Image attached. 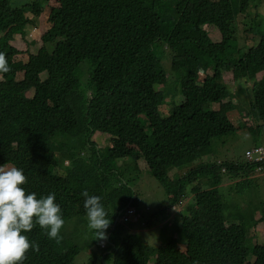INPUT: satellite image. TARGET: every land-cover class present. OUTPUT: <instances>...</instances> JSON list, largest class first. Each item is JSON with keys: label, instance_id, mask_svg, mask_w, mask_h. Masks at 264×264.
I'll list each match as a JSON object with an SVG mask.
<instances>
[{"label": "trees", "instance_id": "obj_1", "mask_svg": "<svg viewBox=\"0 0 264 264\" xmlns=\"http://www.w3.org/2000/svg\"><path fill=\"white\" fill-rule=\"evenodd\" d=\"M57 1L59 5L48 17L52 26L45 33L47 49L42 47L23 63L14 60L19 51L10 41L14 33H23L27 21L35 24L42 5L36 1L11 7L8 0H0V32L4 33L0 52L5 53L11 69L0 81V166L23 170L26 193L34 192L38 199L55 194L65 221L59 240L49 239L38 225L33 228L31 238L39 251L31 249L24 264H75L81 249L68 244L77 235L75 227L86 223L81 193L99 196L108 211L105 206L109 204H117L114 208L127 204L130 197L119 199L121 190L110 192L107 181L108 162L125 158L146 162L151 176L169 196V208L180 202L186 187L198 176H210L212 181L213 189H197L193 207H185V213L162 233L163 255H158L156 264H184L177 245L184 249L186 264H248L250 257V264H264V241L247 246L252 239L248 233L258 221H264V202L260 203L259 220L253 213L245 216L230 197L232 189L223 194L217 190L221 179L215 165L193 168L179 177L170 175L171 169L209 155L213 139L235 131L229 120L231 112L240 120L248 117L252 121L248 133L259 136L264 132V77L255 80L257 71L264 69V24L251 36L249 43L256 44L238 57L235 79L239 80L240 95L231 97L226 86L218 84L223 76L221 65L236 51L231 48L235 22L240 14L249 15L252 2L262 1L238 0L235 5L231 0H168L177 13L174 22L165 15V0ZM29 13L33 20L26 17ZM206 24L219 30V43L208 38L203 29ZM5 26L12 28L6 30ZM156 44L170 49L174 72L185 68L181 79L184 100L167 116L159 112L165 94L156 87L164 84L165 78L160 57L155 55ZM64 56L74 59L75 69L83 59L95 66L87 86H100L93 89L96 94L91 101L80 95L72 65L61 64ZM198 62L213 72L202 85L195 81ZM41 73L46 74L44 80ZM248 82L249 88L245 86ZM234 98L245 103L242 110L237 109ZM95 132L115 139L104 158L91 140ZM53 137L68 143L66 151L64 141L53 147ZM131 146L138 148V155L132 154ZM57 153L72 160L74 169H67L66 175L61 170L54 172L64 158ZM253 169V165L240 162L227 167L229 175L245 179L235 185L237 188L248 185ZM160 216L161 210L153 214L154 218ZM126 229L117 224L110 237L112 245L86 264H144L159 251Z\"/></svg>", "mask_w": 264, "mask_h": 264}, {"label": "clouds", "instance_id": "obj_2", "mask_svg": "<svg viewBox=\"0 0 264 264\" xmlns=\"http://www.w3.org/2000/svg\"><path fill=\"white\" fill-rule=\"evenodd\" d=\"M51 1L52 0H46V2L48 3V8L46 11H44L43 7H42L41 14L39 15V17H37L35 19V24H32L30 21H27L23 26V33L17 32V33L13 34L12 40L10 41L11 46H12L11 42L14 40V37H16V36H19V38L25 44V48L23 50H19V49L15 48L14 46H12L13 48H15L19 51V54L16 55V57H18L20 54L25 55L26 60L22 61L23 63L28 62L29 57L31 55L32 56L36 55L42 47H45L47 49L46 42H45V33L52 26L51 23L48 22L49 13H50V10L52 8L59 5L58 1L56 0L57 5L52 6L49 4ZM8 3H9V0H8ZM169 3H171V2H169ZM252 3H257V2H252ZM171 4H172V6H170L166 10H167V15L169 16V18H171L170 21L174 22L177 19V13H176V10H174V3H171ZM25 5H27V4H25ZM40 6H41V3H40ZM251 8L257 9V12L255 13V17H252L250 14ZM247 12L249 13L248 16H245V14H240L237 22H235V24H236L235 29L236 30H235L234 38L235 37L237 38L236 34H237L238 27L244 26V23L242 22V20H246L248 18H253V20L256 22V19L258 18V15H259L258 14V7H253L251 5ZM26 17L29 20L34 19L32 14H30V13L26 14ZM38 20H40V21L44 20L45 23H47V24L49 23L48 24L49 26L48 27H46V26L41 27L40 21H39V24H37ZM263 24H264V20H263ZM45 27H46V29L43 30ZM206 27L212 28L214 34H215L214 29H216L218 35L220 33L219 30L214 25H209V24H206L203 27L204 31L208 35V38L213 43H219L221 41V33H220V38L215 37V39H213V36L211 38L212 33L210 34V32L208 30H206ZM10 28H12V27L5 26L6 30H9ZM40 32H42V33L44 32V33L42 35H40ZM243 33L246 35V38L244 39V41H247V42H249L251 40V37L249 38L248 34L251 36L254 35L253 31L251 29H249L248 27H243ZM3 34H4L3 32H0V36H2ZM27 37H30L31 39L29 40ZM256 37H258V36H256ZM36 39L38 41H40L41 44L37 48L35 53L29 54V47H31L35 44ZM249 44H248V46H245V45L240 46L241 49L245 50L243 53H245L249 49L248 47L253 46L256 43L255 44L249 43ZM156 45H161L162 49H163V54L160 56H157V57H160V61H159L160 66H161V62L163 61L164 56L168 55V58L170 61V71L174 72L172 69L173 68V62H172V54H171L170 49L167 47V45H162V44H156ZM49 52H51V51H49ZM239 55H236L235 52L234 53L232 52L230 58H228L227 61L223 65H221L223 67V76H222L220 83L224 84L226 86V83L223 81L225 79H229L233 83L237 84L236 94L235 93L232 94L230 91V88L228 86H226L227 92H228V94L231 95V97H235V96L237 97L240 95L239 80L235 79L237 77V73H238L237 68H238V65L240 64L239 60H238ZM154 58H155V56H154ZM14 60H15V58H14ZM83 60H86V59H83ZM83 60H81L79 63H81ZM16 61H18V60H16ZM65 62H67L68 65H72L71 71L75 73L74 59H72L68 56H64L62 61H61V64H64ZM240 62L242 64L244 63V61L243 62L240 61ZM198 64L199 65L194 68L195 81H196L197 85H202L204 83V81L208 80L213 75V72H212V70L203 67V65H201V62H198ZM92 67H93V69H92L91 73L93 74L95 66H92ZM10 70L11 69L8 66V61L6 59L5 53L0 52V77H1L0 81L3 80L2 74L8 73ZM162 71L163 72H161V74H162V78H165V83L158 85L156 87V89L158 90L159 88H161L162 90H159V91H162L165 94V99L167 97L170 99L169 95L166 94V92H164V89L167 86V84H166L167 76H166V73L164 72L163 69H162ZM180 72H182V73L185 72V68ZM209 73H211L210 76H209ZM41 74L39 75V77L41 80H44L46 77V74H45L44 78L41 77ZM200 74H204L203 78H201V79L199 78ZM259 75H262V76L259 78ZM255 77H256L255 78L256 81H261L262 78L264 77V69H260L259 71H257V73L255 74ZM98 84L99 83H97V85H91L89 88L87 86L85 92L80 94L82 96L83 100L91 101L92 99H94L96 92L93 93V89L96 86L98 89V87L100 86ZM250 85L251 84L248 82L247 85H245V86L249 88ZM181 88H182V84H181ZM29 92H32V90H30ZM181 95H182V93H181ZM182 98L183 99L180 100L177 105H180L183 102V100H184L183 95H182ZM234 99L237 100V98H234ZM171 101H173V99ZM237 101H239V100H237ZM164 103H163V105H164ZM88 105L89 104L87 103L86 107ZM213 108L217 109V106H214ZM159 112H160V108H159ZM160 114H161V112H160ZM165 116H167V115H165ZM94 134L92 135L91 140L95 144H96L97 140H100L102 142V145L104 146V147H99L96 144L97 149H99L100 151L102 149L106 150V149L111 148L113 146L115 139L112 136L107 134L109 137L108 136L101 137V138L95 140L93 138ZM230 134H232V133H230ZM130 149H131V152L133 155L139 154V150L137 147L131 146ZM60 158H62V157H60ZM244 158H245V161L243 162V164H245L246 166L248 164L253 165L254 166L253 172L264 173V145L253 146L252 148L246 150L244 153ZM127 159H129V160H127ZM139 160L143 161L145 166L147 167V164L143 159L140 158ZM139 160L133 161L131 158H125L122 160V161H124L122 165L127 164V165H130L134 170H138V163L137 162ZM71 161H72L71 159L63 158L58 163V166L54 169V172L61 170L62 174H65V175L68 174L67 169H69V168L71 170L74 169V167L71 166ZM65 162H67V165H64ZM130 163H132V164H130ZM237 163H239V162H237V161H224V162L218 161V162L213 163V164H201L197 167L206 166V165H215L216 167H218L219 168V177L221 179V182H220V185H221V183H222L221 175L222 174L227 175L228 177L233 178V179L237 178V177H233V176L229 175L228 174L229 172L227 170V167H232ZM184 167H180V168H184ZM197 167H195V168H197ZM180 168H173V169H171V171H173L174 169H180ZM91 169H92V171L94 170V168H91ZM191 169H193V168H191ZM185 173H183L182 176ZM110 175H114V180L112 182L109 180V177L107 178V181L110 184V188H109L110 192H111V189H114V190L116 188L121 189L122 186H127L128 189L131 190V196L129 198L130 200L127 202V204L121 203L122 205L120 208H114V207H116L117 204L112 205L111 212L109 213L111 215L110 219L107 218L108 214H107L105 208L103 207V205L101 204V202H100L101 198L99 196H96V195L90 196L87 191H84L81 193V195L85 198L84 208L86 210L88 227L92 230H95L94 231L95 239L104 240L100 245L101 251L106 249L109 245H112V243L110 242V237H111L113 230L117 224H120V225L124 226L125 228H129L130 226L134 225L136 217H138V218L142 219L143 226L150 227L151 224H153V223H155L161 219L162 214H163L162 213L163 209L169 208V207H166L168 205V201L165 205H161L160 201L154 197V193L152 191H150V193L148 195H145L139 199L136 195H134V192L132 189V184L124 181L119 176V173L117 171L110 169L108 176H110ZM58 176H62V175L58 174ZM62 177L66 178V176H62ZM250 177H252V176H250ZM198 178H203V181H201V182H208L210 185H212V181L210 179V176L204 175V176H198ZM193 182L190 184V187H188L189 185L186 187L185 196L180 199V202L177 205H173L170 207L171 211L176 212V213H180L181 209H184L186 207L184 204L187 203V195L189 193L192 194L191 201L193 200V193L197 190L196 188L192 187L194 184ZM26 183H27V177L25 176L22 169H19L17 167L6 168L4 166H0V264H24L32 252L31 249L36 251V252L39 251V245L37 243L33 242L32 238H31V234L33 233L32 232L33 228L37 225L41 229L46 231V235L48 236L49 239H54V240L62 239V237L60 236V230L64 226L65 221L62 218L60 206L57 203H55V200H56L55 194H49L46 197H41L38 199L34 192L33 193H26L25 188L22 187ZM158 185H159V183H158ZM65 188H66V186H65ZM192 189L194 191H192ZM198 189H202V187H199ZM202 190H209V189H202ZM233 190H235V186L231 192H233ZM234 193L237 194L238 192L235 190ZM170 196H172V195H170ZM122 197L123 196L121 194H119V199H122ZM135 200H136V202L133 203ZM148 202H154L155 205L154 206L148 205ZM190 202H188L187 204H189ZM261 202H264V201L258 202L256 207L251 206V207H253V209L250 210L249 213L250 214L254 213L253 211L255 209L259 211ZM150 207H154V208H150ZM158 210H161V216L159 218H154L153 214L156 213ZM132 216H134V219L131 218ZM111 219H113L112 220L113 222H111ZM257 220H259V219H257ZM259 223H264V221H262V222L258 221L256 226ZM165 225H167V226L170 225V221H166ZM108 228H109V234L106 236V230ZM163 232H166V231L163 230L162 233ZM263 233H264V231H263ZM130 234H132V233H130ZM163 246H164V242L162 243L161 246L154 247V248L159 249V251L155 255H153L149 260H146L144 262V264H146L147 262H150L149 264H156L158 255L159 254H160V256L163 255V253H162L163 251L161 249ZM177 248L180 249L181 253H183L185 256L184 249L181 247H178V245H177ZM186 263H184V264H186Z\"/></svg>", "mask_w": 264, "mask_h": 264}, {"label": "rangeland", "instance_id": "obj_3", "mask_svg": "<svg viewBox=\"0 0 264 264\" xmlns=\"http://www.w3.org/2000/svg\"><path fill=\"white\" fill-rule=\"evenodd\" d=\"M36 1H39L43 7V10L46 11L48 8V3L46 0H9L11 7H21L25 4H32ZM238 0H231V2L237 3ZM260 3H252L251 5L253 7H258V18L256 19V22L253 20V18H248L246 20H242L244 23L243 27H248L253 31V33H256L259 30L263 29V20H264V0H261ZM166 3V9L172 6L171 3L168 2V0H165ZM50 5L55 6L57 5L56 0H52ZM257 4V5H256ZM234 5V6H235ZM165 9V15H167V10ZM257 12V9L251 8V16L255 17V13ZM46 17V16H45ZM173 18V17H172ZM45 19V18H44ZM39 21H37V24H39ZM49 24V23H48ZM47 23H45L44 20L40 21L41 27H48ZM46 27L43 29L45 30ZM243 27H238L237 30V38L235 37L233 42L231 43V48L235 49L236 55L242 54L245 50L241 49L240 46H248L249 42L244 41L246 38V35L243 33ZM30 29V28H29ZM206 30H208L211 34V38L213 36V39L215 37L220 38V33L218 35L216 29L215 34L213 33V29L206 27ZM44 33V32H43ZM40 32V35L43 34ZM248 37L250 38L251 35L248 34ZM29 40L30 37H27ZM255 41L258 40V37L254 39ZM12 46L19 50H23L25 48V44L23 41L19 38V36L14 37V40L11 42ZM40 41L36 39L35 44L31 47H29V54L35 53L37 48L40 46ZM155 54L156 56H160L163 54L162 46L159 45L155 48ZM15 60H21L25 61L26 57L24 54H20L18 57H15ZM161 68L164 70L167 76L166 84L167 86L164 89V92L169 95L170 99L167 97L165 99L164 105L160 107V112L162 116L168 115L172 112L175 105L179 103L180 100H182L181 95V79H182V72L176 73L170 71V61L168 58V55H165L163 58V61L161 62ZM92 63L90 60L86 59L83 60L81 63H79L75 69V75L78 77L79 81V92L84 93L87 88V83L90 79V75L92 72ZM211 73H209V76ZM204 74H200L199 78H203ZM262 75H259V78ZM41 77H45V73L41 74ZM1 78V77H0ZM18 78H21V74L18 75ZM223 82L226 83V86L230 88L231 93L236 94L237 90V84L233 83L229 79H225ZM218 84L220 82L218 81ZM158 90H162L159 88ZM32 92H28V97H31ZM30 99V98H29ZM173 99V101H171ZM233 102L237 104V109H243L245 107V103H242L241 101H237L236 99H233ZM229 120L235 127V131L227 136H223L220 138L213 139L211 146H210V154L194 161L193 163L186 165L184 168L180 169H174L170 172L171 176L179 177L183 173L187 172L191 168H195L201 164H213L218 161H237L240 163H243L245 161L244 153L246 150L252 148L253 146H260L264 145V132L259 136H253L250 132L248 133V127L251 126L252 121L249 120V118L245 117L242 120L239 119L237 114L235 112L229 113ZM108 135H105L100 132H96L94 134V139L97 140L101 137H106ZM109 137V136H108ZM50 138L48 137V140ZM52 141L56 144H53V147H57V141H64L63 149L66 151L65 144H68L65 142L64 139L53 137ZM96 144L99 147H104L102 145V142L100 140H97ZM64 151H61L62 153ZM59 156L70 159L68 157L63 156L59 153ZM106 156V150L102 149L100 151V157L104 158ZM129 160V159H127ZM124 161L117 160V161H109V167L110 169H113L119 173V176L126 182L132 184V189L134 192V195H136L139 199L145 195H148L150 191L154 193V197L160 201L161 205H165L168 201V195L164 192V190L158 185V183L153 179V177L150 175L148 168L145 166L144 162L139 160L138 163V170H134L130 165H122ZM129 162V161H128ZM132 164V163H130ZM64 165H67V162H65ZM123 167L126 168V170H123ZM132 168V170H128ZM264 173H256L253 172L251 174L252 177H250L246 183H248L247 186L237 188L235 185L244 181V178H230L227 175H221L222 177V183L217 188V190L223 194V193H229L231 189L234 188L238 192L237 194L233 192L230 193V197L233 199V201L239 206V208L243 209V214L248 215L249 211L253 209L251 206H257V203L260 201H264ZM169 175V176H170ZM109 180L112 182L114 180V175L109 176ZM203 181V178H197L193 183V188L198 189L199 187H202V189H213V186L210 185L208 182H201ZM190 187V185L188 186ZM121 195L123 197L129 198L131 196L130 189H128L127 186L121 187ZM223 192V193H222ZM192 194L189 193L187 195V203L191 201ZM184 205L186 207L192 206L193 207V200L187 204ZM148 205L154 206V202H148ZM109 209L106 210L108 216L107 218L110 219L109 213L111 212L112 206L109 204L105 206ZM253 218L259 219L260 218V211L254 210L253 211ZM162 217L159 221L151 224L150 227L143 226V221L141 218L136 217V220L134 222V225L130 226L126 229V233H132L138 237L141 241L146 243L149 246L152 247H158L161 246L162 241V231L167 230L169 227H171L172 223L180 214H184L185 210L181 209L180 213H176L171 211L170 208L163 209L162 211ZM134 219V216L131 217ZM86 223L80 224L75 227L77 235L69 242L68 245H76L78 246L81 251L76 256L74 262L75 264H86L88 263L89 258L96 257L102 254V251L100 250V245L104 240L95 239L94 231L88 227V221L87 217L85 218ZM166 221H170V225H165ZM71 227H73V224H70ZM73 230V229H72ZM264 223H259L256 228L248 233V236H250L252 239L250 242L247 243V246L254 245L257 243V245H260L264 241ZM109 234V228L106 230V236ZM254 234H258V236H255ZM183 258L182 262L186 263L187 259L184 257V254L182 253ZM253 261V257H250L248 260V264H250ZM102 263V262H101ZM150 262H147L146 264H149Z\"/></svg>", "mask_w": 264, "mask_h": 264}]
</instances>
